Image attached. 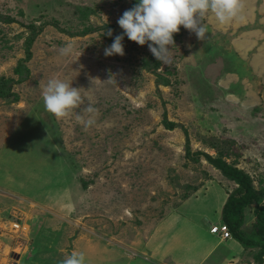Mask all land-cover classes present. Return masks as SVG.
Returning <instances> with one entry per match:
<instances>
[{"label":"rangeland","instance_id":"374dc122","mask_svg":"<svg viewBox=\"0 0 264 264\" xmlns=\"http://www.w3.org/2000/svg\"><path fill=\"white\" fill-rule=\"evenodd\" d=\"M137 1L0 0V264L73 251L85 264H264L233 236L195 263L237 188L203 153L251 175L245 229L264 205V0L228 25L206 17L205 41L180 26L170 66L127 36L105 56ZM53 78L92 101L94 126L45 110Z\"/></svg>","mask_w":264,"mask_h":264},{"label":"clouds","instance_id":"9594fccd","mask_svg":"<svg viewBox=\"0 0 264 264\" xmlns=\"http://www.w3.org/2000/svg\"><path fill=\"white\" fill-rule=\"evenodd\" d=\"M244 0H138L132 8L125 10L117 20L123 34L116 35L113 43L104 49L105 56H123L124 37L140 46L147 44L149 51L163 65L171 63V48L175 45L174 34L180 32V26L195 33L201 41L207 39V27L204 20L214 16L220 25H228L240 18ZM112 35V30L107 31ZM189 47H191L189 45ZM69 54L71 46L61 50ZM42 98L45 110L57 120H75L85 129L96 124L98 109L91 100L84 105L81 89L71 83L53 78L43 86ZM82 108V111H78ZM60 264H85L83 252L73 251Z\"/></svg>","mask_w":264,"mask_h":264},{"label":"trees","instance_id":"16d2710c","mask_svg":"<svg viewBox=\"0 0 264 264\" xmlns=\"http://www.w3.org/2000/svg\"><path fill=\"white\" fill-rule=\"evenodd\" d=\"M138 3V1L136 2ZM135 3V4H136ZM170 127H174L170 123ZM206 159L219 169L224 176L233 180L237 188L228 195L223 205L221 219L227 223L232 236L245 247L260 248L258 258H264V205L257 204L254 210L256 221L251 229H245L247 208L253 204L257 197V190L253 184L251 175L245 170L229 163L221 157H214L203 153Z\"/></svg>","mask_w":264,"mask_h":264},{"label":"crops","instance_id":"0c3cea01","mask_svg":"<svg viewBox=\"0 0 264 264\" xmlns=\"http://www.w3.org/2000/svg\"><path fill=\"white\" fill-rule=\"evenodd\" d=\"M222 221V219H220V222ZM218 223H219V221H218ZM217 223V224H218ZM203 229V232H201V233H203V237L204 238H209L208 240L209 241H207V240H204L203 238H201V240L202 241H206V242H210L209 243V247H211L212 245H213V247H212V250H210V252L209 253H202L201 255H200V252L198 251V254H197V256H199V258L197 257L196 259H195V263H198V262H202L203 260L205 261V260H208V257L211 255V253L212 252H215V254H217L220 250H221V243L220 242H217V241H220L218 238H220L219 236H216V235H214L213 233H211L210 232V230H205L204 228H202ZM218 237V238H217ZM193 239H200V235H195V236H193L192 237ZM221 239V238H220ZM180 240H182L181 238L180 239H178V241L176 240V243L174 244V243H172L171 245L173 246V245H175L174 246V248L175 249H177L178 247H179V243H180ZM222 240V239H221ZM224 240V239H223ZM226 240H229V239H226ZM171 246V247H172ZM177 247V248H176ZM186 254H188V253H186ZM190 254V253H189ZM188 254V255H189ZM185 256V255H184ZM187 256V255H186ZM185 256V257H186ZM188 259V258H187Z\"/></svg>","mask_w":264,"mask_h":264},{"label":"built area","instance_id":"2783aa9c","mask_svg":"<svg viewBox=\"0 0 264 264\" xmlns=\"http://www.w3.org/2000/svg\"><path fill=\"white\" fill-rule=\"evenodd\" d=\"M13 229H21V225L18 222H13L12 225ZM211 232L216 235L219 236L221 239H230L232 238V233L231 230L228 226L227 223L221 221L220 223L216 224L214 227L211 228Z\"/></svg>","mask_w":264,"mask_h":264}]
</instances>
